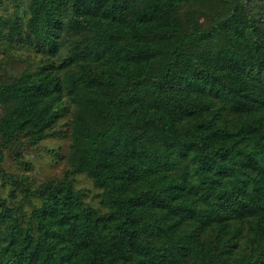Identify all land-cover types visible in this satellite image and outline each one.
Here are the masks:
<instances>
[{"label": "trees", "instance_id": "trees-1", "mask_svg": "<svg viewBox=\"0 0 264 264\" xmlns=\"http://www.w3.org/2000/svg\"><path fill=\"white\" fill-rule=\"evenodd\" d=\"M259 3L0 0V264H264Z\"/></svg>", "mask_w": 264, "mask_h": 264}, {"label": "rangeland", "instance_id": "rangeland-1", "mask_svg": "<svg viewBox=\"0 0 264 264\" xmlns=\"http://www.w3.org/2000/svg\"><path fill=\"white\" fill-rule=\"evenodd\" d=\"M259 5L262 4L259 3ZM262 7L264 8V4ZM5 9H11L10 2H7V5L2 10L6 11ZM6 46H8V43L5 40L0 41V60L5 58L4 49ZM3 148L4 147L0 146V150ZM50 149H59L62 155H59L58 157L50 152ZM67 149L68 140L65 137H46L40 142L29 145L28 149H25L22 152V157L31 162L30 168L25 169V171L33 175L37 180L58 176L62 171V160L67 152ZM3 152L4 155H6V161L3 162L5 167L14 169L15 165L20 164L15 160L16 155L11 150L4 148ZM80 184L81 186H87L89 185V182L81 178Z\"/></svg>", "mask_w": 264, "mask_h": 264}]
</instances>
